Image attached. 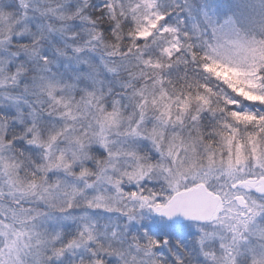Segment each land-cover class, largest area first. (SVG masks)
<instances>
[{
	"label": "snow or ice",
	"instance_id": "snow-or-ice-1",
	"mask_svg": "<svg viewBox=\"0 0 264 264\" xmlns=\"http://www.w3.org/2000/svg\"><path fill=\"white\" fill-rule=\"evenodd\" d=\"M170 17L0 0V264H264V37Z\"/></svg>",
	"mask_w": 264,
	"mask_h": 264
},
{
	"label": "rangeland",
	"instance_id": "rangeland-1",
	"mask_svg": "<svg viewBox=\"0 0 264 264\" xmlns=\"http://www.w3.org/2000/svg\"><path fill=\"white\" fill-rule=\"evenodd\" d=\"M161 1L165 2L162 4L163 8L171 14L170 22L172 25L179 27L182 31L188 32L192 36L193 41L198 45H202L204 41L210 40L212 32L208 27L209 23H223L224 19L230 15L235 18L238 26L248 33L251 32V28L259 31L257 26L260 23H264V0L205 1V5L199 9L201 16H203V23L200 21L193 22L192 18L183 13L180 7L184 0ZM260 34H255L257 40H259L258 36ZM218 74L222 75L225 79L236 82H239L240 79V74L232 70H224ZM193 231L195 232V229Z\"/></svg>",
	"mask_w": 264,
	"mask_h": 264
},
{
	"label": "trees",
	"instance_id": "trees-1",
	"mask_svg": "<svg viewBox=\"0 0 264 264\" xmlns=\"http://www.w3.org/2000/svg\"><path fill=\"white\" fill-rule=\"evenodd\" d=\"M205 1L209 2V0H184L180 8L182 9L185 15L193 19V22L200 21L201 23H203V16H201V12L199 11V9L205 5ZM161 3L163 4L165 2L161 1ZM174 13H175V10H174ZM259 33L261 32L257 31L255 28H251L250 34L255 35ZM262 37H264V33H261L258 36V38H262ZM197 40H198V37H197ZM209 83L215 84L216 82H214L212 78L209 77Z\"/></svg>",
	"mask_w": 264,
	"mask_h": 264
},
{
	"label": "clouds",
	"instance_id": "clouds-1",
	"mask_svg": "<svg viewBox=\"0 0 264 264\" xmlns=\"http://www.w3.org/2000/svg\"><path fill=\"white\" fill-rule=\"evenodd\" d=\"M259 39H261V38H259ZM215 82V81H214Z\"/></svg>",
	"mask_w": 264,
	"mask_h": 264
}]
</instances>
